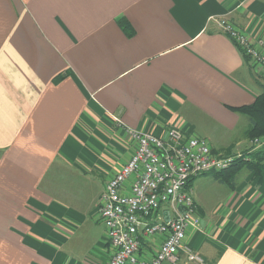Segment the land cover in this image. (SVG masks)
<instances>
[{
  "label": "crops",
  "instance_id": "crops-1",
  "mask_svg": "<svg viewBox=\"0 0 264 264\" xmlns=\"http://www.w3.org/2000/svg\"><path fill=\"white\" fill-rule=\"evenodd\" d=\"M212 16L264 38V0H0V264H109L99 199L137 148L132 128L251 157L232 107L264 75ZM199 178L186 242L208 264H264V172ZM143 243L151 257L160 240Z\"/></svg>",
  "mask_w": 264,
  "mask_h": 264
},
{
  "label": "built area",
  "instance_id": "built-area-1",
  "mask_svg": "<svg viewBox=\"0 0 264 264\" xmlns=\"http://www.w3.org/2000/svg\"><path fill=\"white\" fill-rule=\"evenodd\" d=\"M210 19L249 56L257 75H264V38H254L226 18ZM129 131L137 148L110 178L99 199V215L112 248L109 264H208L186 242L187 230L201 224L188 182L208 171L228 169L241 155L215 153L207 138L186 134L176 126L164 135ZM253 142L263 145L264 136ZM150 237L158 238L160 244L153 256L145 257L143 242Z\"/></svg>",
  "mask_w": 264,
  "mask_h": 264
},
{
  "label": "trees",
  "instance_id": "trees-1",
  "mask_svg": "<svg viewBox=\"0 0 264 264\" xmlns=\"http://www.w3.org/2000/svg\"><path fill=\"white\" fill-rule=\"evenodd\" d=\"M119 22L128 35L134 34L135 30L128 19L122 17ZM232 109L237 110L250 118V125L247 131L252 139L264 136V84H262V91L257 95L253 103L234 106ZM253 148L255 150L252 151L251 157L247 158L244 155H241L228 169L215 171L216 177L220 179L222 178V181H227L229 184H233L235 173L243 167H247L254 171L256 175L262 174L264 172V144L261 146L254 144ZM253 148L250 149L252 150ZM226 173L228 174L226 175ZM193 179L195 178L189 180L188 186L192 185Z\"/></svg>",
  "mask_w": 264,
  "mask_h": 264
},
{
  "label": "rangeland",
  "instance_id": "rangeland-1",
  "mask_svg": "<svg viewBox=\"0 0 264 264\" xmlns=\"http://www.w3.org/2000/svg\"><path fill=\"white\" fill-rule=\"evenodd\" d=\"M255 139V138H254ZM213 173H215V171H208V172H205V173H203L202 175H200V176H198V177H200L199 179H202V178H206V179H208V178H212V176H213ZM198 177H196L195 179H193V182H194V180H195V182H196V180H198ZM63 179H66L65 177H63ZM194 182V186H195V188H196V186H197V184H198V182H196L195 183ZM108 183V182H107ZM107 185V184H106ZM106 187V186H105ZM105 189V188H104ZM201 190V189H200ZM193 196H194V192H193ZM195 197V196H194Z\"/></svg>",
  "mask_w": 264,
  "mask_h": 264
}]
</instances>
